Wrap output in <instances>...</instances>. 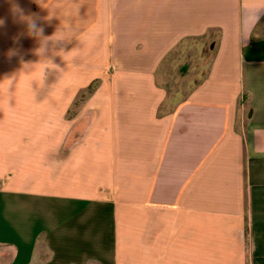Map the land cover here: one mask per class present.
Returning <instances> with one entry per match:
<instances>
[{
  "label": "crops",
  "instance_id": "0c3cea01",
  "mask_svg": "<svg viewBox=\"0 0 264 264\" xmlns=\"http://www.w3.org/2000/svg\"><path fill=\"white\" fill-rule=\"evenodd\" d=\"M0 264H264V0H0Z\"/></svg>",
  "mask_w": 264,
  "mask_h": 264
},
{
  "label": "rangeland",
  "instance_id": "374dc122",
  "mask_svg": "<svg viewBox=\"0 0 264 264\" xmlns=\"http://www.w3.org/2000/svg\"><path fill=\"white\" fill-rule=\"evenodd\" d=\"M197 50H189V49H185V50H180L178 51L175 55L177 56V60H172L171 63L173 65V69L171 68V81L174 82V84L176 85V82H185V80H190V79H199V77H186L187 75L190 74V72L192 71V69L196 70L198 69V65L195 66V64L198 62L197 61V55L200 54V50H198V48H196ZM208 47L205 48V51L208 52ZM194 55V59L192 61H190V55ZM189 57V59H188ZM192 57V56H191ZM174 59V58H173ZM187 62V63H186ZM186 63V64H185ZM204 63L206 64L204 66L205 68V72L206 69L208 68V64H209V58L207 60L204 61ZM185 77V78H184ZM195 77V78H194ZM184 78V79H183ZM183 80V81H182ZM167 81V80H166Z\"/></svg>",
  "mask_w": 264,
  "mask_h": 264
},
{
  "label": "clouds",
  "instance_id": "9594fccd",
  "mask_svg": "<svg viewBox=\"0 0 264 264\" xmlns=\"http://www.w3.org/2000/svg\"><path fill=\"white\" fill-rule=\"evenodd\" d=\"M16 7H17V9L19 8L18 5ZM29 29H30V31H32L35 34H39L40 32H42V29L38 28V26L34 20L29 23Z\"/></svg>",
  "mask_w": 264,
  "mask_h": 264
}]
</instances>
